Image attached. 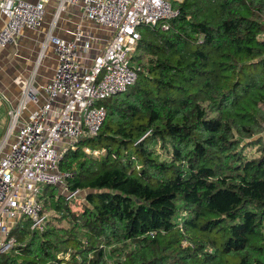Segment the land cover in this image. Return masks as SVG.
<instances>
[{
  "label": "trees",
  "instance_id": "1",
  "mask_svg": "<svg viewBox=\"0 0 264 264\" xmlns=\"http://www.w3.org/2000/svg\"><path fill=\"white\" fill-rule=\"evenodd\" d=\"M172 5L0 264H264V0Z\"/></svg>",
  "mask_w": 264,
  "mask_h": 264
},
{
  "label": "built area",
  "instance_id": "2",
  "mask_svg": "<svg viewBox=\"0 0 264 264\" xmlns=\"http://www.w3.org/2000/svg\"><path fill=\"white\" fill-rule=\"evenodd\" d=\"M49 1L2 0L0 47L14 42L24 30L39 28ZM56 1L58 15L69 5L79 6L81 19L69 40L48 35L46 44L53 47L57 67L43 87V104L24 122L20 121L21 111L29 102L37 101V90L32 80L19 77L20 105L10 112L9 125L0 140V256L14 249L12 231L22 220H29L32 231L44 230L48 215L39 200L42 188L64 187L70 176L59 168L61 157L77 140L97 135L107 116L105 101L135 84L137 69L131 55L141 39L140 28L168 29L163 22L178 14L172 0ZM85 21L111 32L90 65L81 57L92 49ZM60 99L64 100L61 105ZM78 192H68L67 199Z\"/></svg>",
  "mask_w": 264,
  "mask_h": 264
},
{
  "label": "crops",
  "instance_id": "3",
  "mask_svg": "<svg viewBox=\"0 0 264 264\" xmlns=\"http://www.w3.org/2000/svg\"><path fill=\"white\" fill-rule=\"evenodd\" d=\"M24 1L37 3L40 0ZM57 7V1L50 0L46 4L45 17L39 28L24 30L14 42L0 47V140L9 125L10 112L20 105L22 85L19 77L32 80L37 90V101L29 102L21 111L20 121L24 122L38 106L43 104V87L52 78L57 67L58 62L53 47L46 44L48 35L53 34L69 40L75 25L80 22L79 6L69 5L59 15ZM3 26L4 18L0 15V30ZM83 26L85 34L92 37V49L85 54L86 56L81 55V57L85 65H90L111 38V32L87 21ZM63 101L60 99L59 105Z\"/></svg>",
  "mask_w": 264,
  "mask_h": 264
},
{
  "label": "rangeland",
  "instance_id": "4",
  "mask_svg": "<svg viewBox=\"0 0 264 264\" xmlns=\"http://www.w3.org/2000/svg\"><path fill=\"white\" fill-rule=\"evenodd\" d=\"M171 1V0H170ZM141 33H143V34H148L149 33V29H147V28H141ZM134 50H135V48H134ZM134 50L132 51V53L134 52ZM147 61V58L145 59V62ZM81 202V201H80ZM73 207H76L75 205L73 206ZM49 214V218L51 217V216H53V213L52 212H50V213H48Z\"/></svg>",
  "mask_w": 264,
  "mask_h": 264
}]
</instances>
